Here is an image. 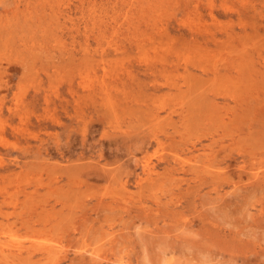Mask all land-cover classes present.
Here are the masks:
<instances>
[{"label":"rangeland","instance_id":"rangeland-1","mask_svg":"<svg viewBox=\"0 0 264 264\" xmlns=\"http://www.w3.org/2000/svg\"><path fill=\"white\" fill-rule=\"evenodd\" d=\"M128 263L264 264V0H0V264Z\"/></svg>","mask_w":264,"mask_h":264},{"label":"bare ground","instance_id":"bare-ground-1","mask_svg":"<svg viewBox=\"0 0 264 264\" xmlns=\"http://www.w3.org/2000/svg\"><path fill=\"white\" fill-rule=\"evenodd\" d=\"M232 183V182H231ZM242 188V187H241ZM227 198V197H226ZM239 201V200H238ZM205 233V232H204ZM65 246V245H64ZM67 250V249H66ZM68 251V250H67ZM67 253V252H66ZM99 255V254H98ZM67 256V255H66ZM244 261V260H243ZM245 262V261H244ZM128 264H130V263H128Z\"/></svg>","mask_w":264,"mask_h":264}]
</instances>
